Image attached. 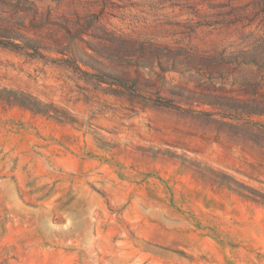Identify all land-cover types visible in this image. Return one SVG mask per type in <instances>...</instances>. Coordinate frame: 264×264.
<instances>
[{"label":"rangeland","instance_id":"rangeland-1","mask_svg":"<svg viewBox=\"0 0 264 264\" xmlns=\"http://www.w3.org/2000/svg\"><path fill=\"white\" fill-rule=\"evenodd\" d=\"M0 264H264V0H0Z\"/></svg>","mask_w":264,"mask_h":264},{"label":"trees","instance_id":"trees-1","mask_svg":"<svg viewBox=\"0 0 264 264\" xmlns=\"http://www.w3.org/2000/svg\"><path fill=\"white\" fill-rule=\"evenodd\" d=\"M17 99V102L26 107V108H29L31 110H38V111H41V112H44V113H50L49 110H47V106H43L34 96H31V95H28V97H25L23 96L22 98H16ZM44 109H43V108Z\"/></svg>","mask_w":264,"mask_h":264}]
</instances>
